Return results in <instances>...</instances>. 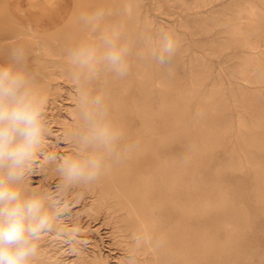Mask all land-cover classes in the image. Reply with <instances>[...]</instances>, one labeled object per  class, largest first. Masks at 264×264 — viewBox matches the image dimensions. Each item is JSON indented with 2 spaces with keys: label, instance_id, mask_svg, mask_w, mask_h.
Masks as SVG:
<instances>
[{
  "label": "bare ground",
  "instance_id": "obj_1",
  "mask_svg": "<svg viewBox=\"0 0 264 264\" xmlns=\"http://www.w3.org/2000/svg\"><path fill=\"white\" fill-rule=\"evenodd\" d=\"M124 1L126 17L130 20L133 5L128 0ZM209 1L192 0V4L203 5ZM234 6L230 15L216 17L206 25H224L229 41L220 47L248 48L247 54L237 55V73L231 75L249 84L264 83V0H258V3L235 0ZM66 21L67 29L63 35L37 36L41 39H37L36 48L45 49L44 55L32 52V47L25 40H22L20 48L25 54V62L30 58L29 61L36 66L35 70L24 69L31 77L33 92L42 102L44 133L35 154L41 155L37 170L45 171L46 175H57L58 180L57 188H53L42 177L35 180L30 174L25 175L23 188L26 192L37 193L52 216L51 230L45 231L38 241L40 253L34 264H70L68 255L71 253H67L70 248L66 246L65 238L57 236L63 233L56 229L58 223L68 222L66 216L63 218L61 215L57 195L82 188L91 197L86 214L99 216L102 212L108 215L118 212L114 222L118 221V226L127 234L138 235L135 241H127L126 244L132 248L138 239L144 241L138 249L148 254L146 264H217L224 261L225 255L233 251L230 232L246 214L245 210L237 200L228 202L220 170L215 172L210 187L196 185L195 176L196 166L209 160L213 148L220 143V135L226 131L221 112L226 104L224 82H213L210 88L201 91L196 121L191 126L185 106L197 95L208 75V68L202 65V59H191L189 82L182 80L185 77L180 68L182 38L173 28L170 31L180 40L173 73L167 75L158 64L154 73L147 67L153 47L152 39H149L152 38L153 22L146 20L139 26L142 44L138 57L132 55L133 73H130L129 80L123 82V77L110 67L106 59L114 46L108 27L102 25L100 30L92 33L83 19L74 17ZM128 25L133 27V21ZM14 35L7 29L1 30L0 46L1 40ZM118 37L124 36L118 34ZM3 45L7 52L0 63H11L10 49L16 41H5ZM120 47L125 50L124 60L128 62V44L122 42ZM131 70L128 66L127 73ZM153 82L160 87L156 104L150 96ZM229 84L233 98L237 100L241 144L224 168L243 169L244 165L248 166L257 182L254 197L264 201V152H260L264 151V92L244 95L245 91L238 82L236 87H232L231 81ZM218 104H222L221 108ZM90 120L119 134L112 150L101 142L85 139L91 131ZM58 138L68 146L66 155L60 153L57 156L56 149H53ZM127 142H136L138 146L126 159L118 162L114 152ZM176 142L189 144L188 157L169 161L162 159L160 153ZM150 156L155 159L151 171L147 170ZM243 159L246 164L240 162ZM65 161H94L98 169L91 177L68 179L59 170ZM166 205L178 209V214L172 217L165 210ZM203 206L217 207L213 213L224 215L222 224H201L202 212H205ZM71 224L76 225V219ZM77 255L80 258L82 252L78 251ZM85 258L88 264H110L97 252L85 253ZM125 261L121 259L119 264H125Z\"/></svg>",
  "mask_w": 264,
  "mask_h": 264
},
{
  "label": "rangeland",
  "instance_id": "obj_2",
  "mask_svg": "<svg viewBox=\"0 0 264 264\" xmlns=\"http://www.w3.org/2000/svg\"><path fill=\"white\" fill-rule=\"evenodd\" d=\"M128 1L133 5L130 20L126 17L127 8L124 0H0V31L7 29L9 33L15 34L10 39L1 40L0 59H3L7 52L3 45L5 41H16V45L10 49L11 53L16 49H20L23 45L22 40H25L32 47V52L44 55L46 53L45 49L36 48L37 39H41V37L38 38L37 36L63 35V33H66L65 29H67L66 19L71 20V18L75 17L83 19L84 22L86 21L85 24L90 26L92 33L100 30L102 25H106L109 29V38H112L114 47L121 48L120 44L122 42L128 44L129 61L125 63L132 70L129 74L122 76L124 82V80H129L130 73H133L135 64L133 63L132 55H135L136 58L138 57L137 52L142 44L139 26L146 20H152L150 32L153 47L157 43L156 32L158 28L168 30L173 28L175 33L182 38L183 53L180 59V68L185 76L182 80L189 82L188 74L190 72L191 59H202L204 63L202 65L208 68V75L206 79H203L197 95L185 106V112L188 115L191 126L196 121V106L201 91L204 88H210L213 82L223 81L225 86V109L223 111L219 110L224 114L222 120L226 122V131L224 135H220V143L213 148L209 160L205 164L201 163L196 166V185L210 187L215 177V172L220 170V179L222 180V187L226 191L228 202L232 199L237 200L244 208L246 214L239 219L234 229L230 232L233 251L226 254L224 261L217 264H264V201H259L254 197L257 185L256 179L248 166L244 165L243 169L224 168V165L230 161L231 154H234L241 144L238 133V105L236 104L237 100L233 98L229 83L231 81L232 87H236L238 82L241 89L245 91L244 95L264 92V83L260 81L249 84L241 78L233 77L231 74L237 73L238 68L237 55L246 53L248 48L234 45L220 47L221 44L229 41L228 34L223 30L224 25L222 23L206 25L211 23L216 17L230 15L235 8V0H210L203 5H194L192 0ZM249 1L258 3V0ZM128 20L133 21V27H129ZM118 34H123L124 37L119 38ZM97 35L100 36L101 34L98 33ZM92 37L94 38L95 35ZM224 40L225 42H223ZM29 60L24 63V68L35 70L36 66L33 61ZM155 66V62L149 61L147 67L154 73ZM159 88L155 82L150 87V96L153 104H156L158 99ZM62 99L64 100V98ZM64 104H61L62 108H64ZM218 106L221 108L222 104H218ZM135 125L136 123H134ZM49 138L54 139L51 136ZM58 139L60 140V138ZM59 140H56L57 146L53 149H56L57 156H60V153L66 155L68 146L63 145L65 142H62V139ZM188 153V143L176 142L168 149L162 151L160 156L162 159L169 161L170 159L186 158ZM256 153L258 152L256 151ZM40 157L34 156L31 167L28 168L26 173L30 174L35 180L42 177L46 184L57 188V175L50 176L46 175L45 171L37 170ZM240 162L246 164L244 159ZM154 165L155 159L150 156L147 160V170L151 171ZM33 168L35 171L32 170ZM79 192L81 194L77 195L76 193ZM89 194L85 188H82L72 193L70 190H66L64 193L57 195L60 201L61 215H63V218L66 216L65 220L70 221L69 223L64 221L63 224L62 222L58 223L56 226L57 230L63 232L60 233V237L57 235L58 238H65L64 242H66L68 249L70 248L69 252H67L71 253L68 255L69 263L88 264L85 253L92 252L102 254L110 264H119V261L126 259L130 253L138 261L144 264L148 263V254L139 251L136 242L133 243L132 248L126 244L127 241H135L138 235L127 234L124 229L118 226V221L114 222L115 214H119L118 212L114 215L102 212L99 216L86 214V207H88V202L91 199ZM216 208L203 206L205 212H202L201 224L206 223L210 226L222 224L224 215L213 213ZM165 210L172 217L178 214V209L169 205H166ZM73 219H76V225L71 224ZM64 223H68V225ZM128 247L129 249H127ZM78 251L82 252L80 258L78 255V257L76 256Z\"/></svg>",
  "mask_w": 264,
  "mask_h": 264
},
{
  "label": "clouds",
  "instance_id": "obj_3",
  "mask_svg": "<svg viewBox=\"0 0 264 264\" xmlns=\"http://www.w3.org/2000/svg\"><path fill=\"white\" fill-rule=\"evenodd\" d=\"M156 41L149 59L171 75L180 40L172 31L160 28ZM124 56L125 50L114 46L106 55L110 67L121 76L128 72ZM24 63L25 54L21 49L12 52L11 63H0V264H34L40 253L38 241L52 228V216L44 200L23 188L26 171L31 167L44 133L42 102L33 92ZM90 129L86 140L101 142L112 150L118 133L92 120ZM137 146L136 142L125 143L114 152L115 159L123 161ZM97 169L94 161H65L59 166L68 179L91 177ZM143 242L138 239L137 246ZM125 264H137L136 257L129 255Z\"/></svg>",
  "mask_w": 264,
  "mask_h": 264
}]
</instances>
